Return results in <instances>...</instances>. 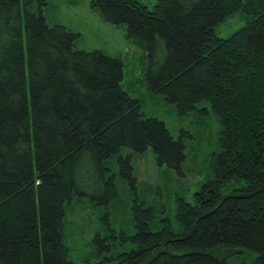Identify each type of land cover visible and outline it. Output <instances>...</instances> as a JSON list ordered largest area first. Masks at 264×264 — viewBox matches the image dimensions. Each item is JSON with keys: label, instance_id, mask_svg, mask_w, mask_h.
Masks as SVG:
<instances>
[{"label": "trees", "instance_id": "16d2710c", "mask_svg": "<svg viewBox=\"0 0 264 264\" xmlns=\"http://www.w3.org/2000/svg\"><path fill=\"white\" fill-rule=\"evenodd\" d=\"M47 7L0 0V264H76L63 240L66 206L117 197L111 160L135 187L133 154L151 148L179 174L186 159L184 139L123 88L122 60L77 48L80 34L50 25ZM92 8L148 50L153 94L179 115L208 102L220 125L192 201L178 196L175 219L163 214L156 225L154 209L136 199L133 247L95 264H230L242 248L252 252L243 264H264V0H158L152 9L93 0ZM236 13L245 24L219 36L216 26Z\"/></svg>", "mask_w": 264, "mask_h": 264}, {"label": "rangeland", "instance_id": "374dc122", "mask_svg": "<svg viewBox=\"0 0 264 264\" xmlns=\"http://www.w3.org/2000/svg\"><path fill=\"white\" fill-rule=\"evenodd\" d=\"M93 0H48L45 10L50 25L61 23L79 33L77 48L87 51L101 50L123 62V88L142 101V110L148 117L165 122L173 137L180 136L186 144V159L182 174L158 165L151 148L133 154L135 187L126 177L122 178L116 158L109 166L115 177L117 197L113 201L97 203L90 196L74 198L65 210L64 243L69 257L76 264H95L106 257L129 251L133 247L130 236L135 233L133 202L152 207L158 217L167 214L173 220L177 197L192 201L201 184L208 179L209 157L219 150V122L208 102H201L197 109L179 115L175 106L162 95L153 94L145 80L148 50L137 38L129 37L126 24H114L104 19L92 8ZM153 8L158 0H140ZM242 13L229 16L216 26V33L227 37L245 24ZM206 108V110H204ZM129 153L128 151H124ZM85 169H88L85 167ZM87 170V173L90 174ZM86 173V174H87ZM86 185V184H85ZM87 194H97L92 189ZM164 210V212H162ZM98 237V242L95 241ZM252 252L242 248L230 264H243Z\"/></svg>", "mask_w": 264, "mask_h": 264}]
</instances>
